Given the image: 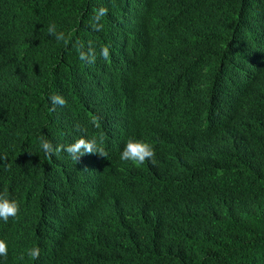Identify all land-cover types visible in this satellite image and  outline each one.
<instances>
[{"label": "trees", "instance_id": "1", "mask_svg": "<svg viewBox=\"0 0 264 264\" xmlns=\"http://www.w3.org/2000/svg\"><path fill=\"white\" fill-rule=\"evenodd\" d=\"M0 195V264H264V0H0Z\"/></svg>", "mask_w": 264, "mask_h": 264}, {"label": "clouds", "instance_id": "2", "mask_svg": "<svg viewBox=\"0 0 264 264\" xmlns=\"http://www.w3.org/2000/svg\"><path fill=\"white\" fill-rule=\"evenodd\" d=\"M106 9H101L99 15H97L96 19L99 20L100 16L106 14ZM95 30H100V26L97 25ZM48 32L50 35H54L57 41H64L67 43V39L63 32L57 33L55 24H52L48 28ZM101 57L108 61L109 59V48L108 46H104L100 52ZM82 61L87 60L88 63H93L95 61V57L90 56L86 57L85 54L81 53L79 57ZM53 108L51 110H55V106L59 105L61 107L65 106L66 101L62 96L53 95L49 97ZM93 124H96V120H93ZM98 126V125H97ZM41 147L44 151L45 155L51 158L53 154L59 153L61 151L66 152L69 156H71L72 160L76 163L79 161L80 157L86 154H97L101 157H106L107 153L105 152L102 146H98L95 139L87 140L85 138H79L74 143L67 146H57L53 147L51 142L47 139L41 137ZM155 150L148 143L142 141H136L133 139H129L120 155V160L123 162H131L135 165H142L146 161H150L153 164L155 163ZM19 213V205L16 201H10L6 198L5 195H0V220H3L5 223L8 222L9 218H15ZM30 259L36 260L40 256V250L38 247H34L27 252ZM0 257H7V244L0 240Z\"/></svg>", "mask_w": 264, "mask_h": 264}]
</instances>
